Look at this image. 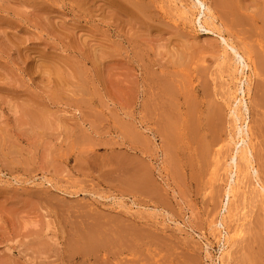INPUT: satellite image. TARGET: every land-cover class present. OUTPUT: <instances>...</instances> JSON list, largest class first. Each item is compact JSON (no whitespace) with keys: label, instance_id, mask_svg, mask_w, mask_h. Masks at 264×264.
Listing matches in <instances>:
<instances>
[{"label":"rangeland","instance_id":"374dc122","mask_svg":"<svg viewBox=\"0 0 264 264\" xmlns=\"http://www.w3.org/2000/svg\"><path fill=\"white\" fill-rule=\"evenodd\" d=\"M0 264H264V0H0Z\"/></svg>","mask_w":264,"mask_h":264},{"label":"bare ground","instance_id":"6f19581e","mask_svg":"<svg viewBox=\"0 0 264 264\" xmlns=\"http://www.w3.org/2000/svg\"><path fill=\"white\" fill-rule=\"evenodd\" d=\"M171 82H172V81H171ZM165 83H166V82H165ZM168 84H169V82H168ZM165 85H166V84H165ZM170 85H171V84H170ZM168 86H169V85H168ZM164 88H165V87H164ZM171 88H174V87L171 86ZM166 89H169V88H166ZM170 92H171V89H170ZM172 92H173V90H172ZM262 101H263V100H262ZM170 127H171V126H170ZM138 168H139V167H138ZM136 169H137V168H136ZM135 171H136V170H135ZM137 171H138V170H137ZM145 173H146V172H145ZM137 174H138V173H137ZM137 174H135V175H137ZM146 174H147V173H146ZM146 174H145V175H146ZM145 175H144V176H145ZM138 177H139V176H138ZM145 177H147V176H145ZM140 178H142V177H140ZM142 179H143V178H142ZM139 180H140V179H139ZM145 181H146V180H145ZM135 184H136V183H135ZM138 185H140V184H138ZM141 186L143 187V185H141ZM138 188H139V187H138ZM140 192H141V191H140ZM94 224H95V223H94ZM93 226H94V225H93ZM96 226H97V225H96ZM120 227H121V226H120ZM84 229H85V228H84ZM89 229H90V228H89ZM118 229H119V228H118ZM121 229H122V228H121ZM94 230H96V229H94ZM91 231H93V229H92ZM91 231H89V233H91ZM116 231H117V230H116ZM119 231H120V230H119ZM106 232H107V231H106ZM122 232H123V230H122ZM125 232H126V230H125ZM95 233H96V232H95ZM101 233H102V231H101ZM116 233H117V232H116ZM91 234H94V232L91 233ZM105 234H106V233H105ZM120 234H121V233H120ZM127 235H128V234H127ZM89 236H90V235H89ZM118 236H119V235H118ZM125 236H126V235H125ZM91 237H92V235H91ZM105 237H106V236H105ZM112 237H113V236H112ZM121 237H122V236H121ZM121 237H120V238H121ZM86 238H87V237H86ZM95 238H96V237H95ZM95 238L92 237V238H90V239H91V241H92V239H95ZM115 238H116V237H115ZM115 238H114V239H115ZM131 238H132V237H131ZM77 239H78V238H77ZM88 239H89V238H88ZM100 239H101V237H98V240H99V241H100ZM103 239H104V238H103ZM122 239H124V238H122ZM82 240H84V239H81V242H82ZM95 240H97V239H95ZM98 240H97V241H98ZM104 240H105V239H104ZM127 240H128V238H127ZM72 241H73V240H72ZM72 241H71V242H72ZM91 241H90V242H91ZM101 241H103V240H101ZM101 241H100V243L102 244ZM105 241H106V240H105ZM108 242H110V239H109ZM113 242H114V241H113ZM115 242H116V241H115ZM69 243H70V242H69ZM86 243H87V242H86ZM123 243H124V242H122V244H123ZM44 244H45V243H44ZM91 244H93V245H94V244H97V246H98V243H96V242H94V243L91 242ZM91 244H89L88 247H91V246H90ZM107 244H108V243H107ZM70 245H72V244H70ZM99 245H100V244H99ZM111 245H112V244H111ZM115 245H116V244H115ZM43 246L45 247L46 245H43ZM79 246H80V245H79ZM84 246H85V244H84ZM94 246H95V245H94ZM100 246H101V245H100ZM44 247H43V248H44ZM112 247H113V246H112ZM49 248H50V247H49ZM110 248H111V247H110ZM94 249H95V248H94ZM77 250H78V249H77ZM79 250H80V249H79ZM83 250H84V249H83ZM87 251H88V250H87ZM74 252H75V251H74ZM77 252H78V251H77ZM81 252H82V251H81ZM90 252H92V251H90ZM85 253H86V252H85Z\"/></svg>","mask_w":264,"mask_h":264}]
</instances>
